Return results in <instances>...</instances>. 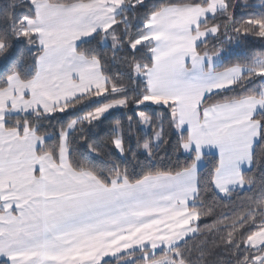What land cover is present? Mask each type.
<instances>
[{
  "label": "crops",
  "instance_id": "crops-1",
  "mask_svg": "<svg viewBox=\"0 0 264 264\" xmlns=\"http://www.w3.org/2000/svg\"><path fill=\"white\" fill-rule=\"evenodd\" d=\"M28 3L34 18L25 28L36 35L41 55L32 80L22 82L12 75L0 90V262L101 264L132 252L168 250L195 236L197 214L190 207L202 157L218 160L216 194L244 189L241 174L250 169L260 136L254 118L264 110L263 97L200 107L206 97L230 88L249 72L242 67L214 71L218 65H210V60H220V55L195 52L215 34L214 29L198 26L223 9V0H209L205 7L163 8L150 17L140 38L141 45H151L152 65L138 70V78L146 84L147 99L170 106L173 126L188 133L182 153L194 152L192 167L135 184L114 182L108 188L87 172L72 171L65 148L60 147L57 162L38 155L49 137L19 135L6 130L4 122L103 92L105 79L98 62L78 55L76 47L98 33L103 39L109 36L123 0Z\"/></svg>",
  "mask_w": 264,
  "mask_h": 264
},
{
  "label": "trees",
  "instance_id": "trees-1",
  "mask_svg": "<svg viewBox=\"0 0 264 264\" xmlns=\"http://www.w3.org/2000/svg\"><path fill=\"white\" fill-rule=\"evenodd\" d=\"M55 5H70L91 0H44ZM209 0H123V7L111 32L117 37L116 50L102 45L103 33L80 43L76 53L98 62L105 79L104 94L88 93L50 112L20 114L5 118L4 128L16 130L19 135L31 132L37 137H49L37 150L57 162L61 135L75 123L66 138L67 162L77 173L91 174L103 187L114 182L135 184L158 175H176L190 169L194 152L182 153L188 133H176L170 106L140 105L147 96L146 84L132 76L152 65L151 45H141L131 51L132 42L145 34L150 17L163 8L173 6L205 7ZM221 11L206 18L198 28L214 29L215 34L196 46L197 55H220V72L242 67L243 74L229 89L206 97L200 107L237 101L243 98H261L264 76L257 75L264 59V0H223ZM34 18L28 0H0V90L7 87L10 76L22 82L36 74L37 59L41 55L35 34L25 28V22ZM121 103L97 120L87 117L101 108ZM139 115L147 119V132L141 129ZM260 124V136L251 154V167L242 172L245 184L242 190L218 195L213 190V177L218 160L204 155L203 167L197 174L194 205L197 214L196 235L181 243L151 255L132 252L101 264H145L171 257L182 264H255L264 253V246L256 250L246 246L254 233L264 228V110L254 118ZM160 140L154 143L155 134ZM119 136L124 156L113 149ZM146 148V152L144 149ZM1 213V210H0ZM0 264H7L0 262ZM260 264H264L262 261Z\"/></svg>",
  "mask_w": 264,
  "mask_h": 264
},
{
  "label": "rangeland",
  "instance_id": "rangeland-1",
  "mask_svg": "<svg viewBox=\"0 0 264 264\" xmlns=\"http://www.w3.org/2000/svg\"><path fill=\"white\" fill-rule=\"evenodd\" d=\"M210 11H212V9H210ZM111 34L109 36H107L105 39H103L102 45L105 46V47H110L113 50H116L119 47V43H118L116 35L114 33H111ZM141 44L142 43H141L140 39H138V40H136V41H134V42H132L130 44L129 49L131 51H133V50L137 49L139 46H141ZM0 49H1V45H0ZM210 61H211L210 65H220V62H221V60H218L217 57L211 59ZM257 62H259L260 66H262L261 68H258V70L256 71L257 75L264 76V59L259 60ZM138 70H139L138 66H135L132 69V76L134 78H138L139 77V71L140 70L139 71ZM103 94H104V92L100 93L99 95L101 96ZM260 94L264 98V79H263V84H262L261 89H260ZM140 105H149V106H153V107H157L158 106V104H155L154 102L149 100V98L147 99V97H145L143 99V101L140 103ZM119 106H122V104L121 103L111 104V105H109L107 107L99 109L98 111H96L95 113H93L91 116H89L87 118L90 119V120H97L98 118L103 117L110 110L118 109ZM172 116H173V111H172ZM139 119L141 121V129L143 130V132L146 133L147 132V126H146L147 119L144 116H142V115H139ZM74 124H75L74 122L71 123L68 126L66 132L61 135V140H60L61 149L65 148V150H66L67 134H68L69 131H71L73 129ZM174 131L176 133H179V132H177V127L176 126H174ZM159 140H160V136L157 133V134H155L154 143L157 144L159 142ZM113 149L119 156H121V157L124 156L123 149H122V143H121V140H120L119 136H117L114 139ZM144 151L146 152V148L144 149ZM246 246L248 248H250V249H253V250H256V249L261 248L262 246H264V228H262L261 230L257 231L256 233H254L251 237H249L247 239V241H246ZM262 261H264V253L260 257L255 259L254 262H255V264H260ZM151 264H182V263H179V262L176 263L170 258H163L161 260L154 261Z\"/></svg>",
  "mask_w": 264,
  "mask_h": 264
}]
</instances>
